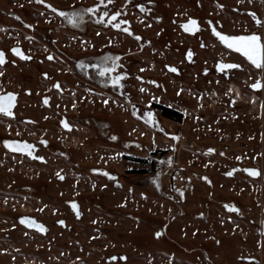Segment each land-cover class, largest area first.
I'll use <instances>...</instances> for the list:
<instances>
[{
  "label": "rangeland",
  "instance_id": "rangeland-1",
  "mask_svg": "<svg viewBox=\"0 0 264 264\" xmlns=\"http://www.w3.org/2000/svg\"><path fill=\"white\" fill-rule=\"evenodd\" d=\"M208 21L264 42V0H0L51 99L41 162L0 149V264H264V68Z\"/></svg>",
  "mask_w": 264,
  "mask_h": 264
},
{
  "label": "flooded vegetation",
  "instance_id": "flooded-vegetation-1",
  "mask_svg": "<svg viewBox=\"0 0 264 264\" xmlns=\"http://www.w3.org/2000/svg\"><path fill=\"white\" fill-rule=\"evenodd\" d=\"M183 28L185 27L183 26ZM208 28L210 34L225 49L230 50L233 53L239 54L242 58L247 60V58L243 56L242 53L237 52L234 48H228L224 43H222V41H220L219 37L214 34L213 29H215L217 32L220 31L212 21H208ZM13 48H19L23 53V56H18L13 53ZM0 50H3L5 53V61L4 63L0 64V95H6L7 93L15 94L14 104L12 107L14 115L8 117L4 114H0V120L5 122L6 124V127L2 132V136H0V149L1 151H4L12 157L18 159L41 162L43 159H38L37 157H43L42 151L46 150L48 147L51 146L50 141L45 139L44 130L42 128L43 109L51 105L50 96L44 95L43 88L41 86L43 85V80L46 77V74L41 72L40 74L38 73L36 75L31 76L34 77L31 78V80L40 79V86L35 91L34 87L28 86L27 80L29 74L28 72H25L26 69L23 68L24 66H27L28 63H31L34 57L29 55L28 52L21 45H14L8 48L0 47ZM39 60L40 62L42 61L41 59ZM38 82L39 81L36 80V83ZM56 90H60V88L56 87ZM34 95L37 97L36 100L30 101V98H32ZM45 100H47V103H45ZM178 113L181 114L180 112ZM182 121L174 122H176L177 124H181ZM65 123H67V121L62 123L59 118H57V125L59 127L62 125L64 128H66L64 126ZM33 126H36V129H31V131L29 128ZM5 141L20 142V144L26 143L28 145H31L32 147L30 149L16 151L13 147L6 146L4 143ZM59 146L60 145L58 144V147ZM29 151H31V155L28 154ZM107 178L109 179L110 176L107 175Z\"/></svg>",
  "mask_w": 264,
  "mask_h": 264
},
{
  "label": "snow or ice",
  "instance_id": "snow-or-ice-1",
  "mask_svg": "<svg viewBox=\"0 0 264 264\" xmlns=\"http://www.w3.org/2000/svg\"><path fill=\"white\" fill-rule=\"evenodd\" d=\"M43 2V0H41ZM111 2V0H109ZM101 3H103V0H101ZM51 7V5H49ZM141 10H144L143 8ZM53 11H57L56 9H53ZM85 11L87 12H93L92 8H88ZM61 16L68 17L70 21L75 24L77 22L76 18H82L80 17L79 13H68V12H59ZM104 15H108L107 13H104ZM119 13H116L111 17V20H115L116 16H118ZM253 15H255L253 13ZM103 19V17H101ZM126 23V22H125ZM259 23V21H257ZM115 27H119V24L114 25ZM186 31H193L195 28L198 27L197 21L194 19H190L188 21V24L184 25ZM124 31H128L127 28L124 29ZM214 34L219 37V39L226 44L228 48H234L237 52H240L247 58L248 61L251 62L254 66L257 68H264V42H262L261 37L255 33L251 35L246 36H229L225 35L221 32H217L215 29H213ZM139 39V37H137ZM12 52L15 53L18 56H23V53L19 48H13ZM189 58H191V52L188 53ZM28 58V57H24ZM49 59H52L51 56H49ZM118 59V57H117ZM5 61V53L3 50H0V64L4 63ZM218 69L220 71H224L225 69L229 68H239L240 65L238 64H225L220 63L217 65ZM171 71L175 72L177 71L176 68L172 67L170 69ZM105 71H109V69H105ZM101 75H104V72H101ZM120 77H114L112 80V83L114 85L119 84ZM262 85L259 81L254 83L252 85L253 88H260ZM55 87H59V84L55 85ZM122 87V85H121ZM15 94L14 93H7L6 95H0V114H4L8 117H11L14 115L12 111V107L14 104ZM45 103H47V100H45ZM64 126L67 128L69 125L67 123L64 124ZM112 139H116V137H112ZM6 146L13 147L16 151H22L25 149H30L32 146L28 144H20V142H14V141H5L4 142ZM209 152L213 151V149H209ZM29 155H31V151L28 152ZM38 159H43V157H37ZM245 171H248L252 175H257V170L255 169H246ZM232 173H228V175H231ZM62 178V177H61ZM73 209L77 208V205L75 202L72 203ZM79 214V213H78ZM25 220H21V223H24ZM60 223H63V221H60ZM29 226H32L31 223H29ZM40 230L43 231V226H39ZM157 236L160 235L159 232L156 233Z\"/></svg>",
  "mask_w": 264,
  "mask_h": 264
},
{
  "label": "trees",
  "instance_id": "trees-1",
  "mask_svg": "<svg viewBox=\"0 0 264 264\" xmlns=\"http://www.w3.org/2000/svg\"><path fill=\"white\" fill-rule=\"evenodd\" d=\"M156 109H158L161 113V115L169 120H174L177 122L182 121V115L176 112L175 110L165 107V106H160V105H155L154 106Z\"/></svg>",
  "mask_w": 264,
  "mask_h": 264
},
{
  "label": "water",
  "instance_id": "water-1",
  "mask_svg": "<svg viewBox=\"0 0 264 264\" xmlns=\"http://www.w3.org/2000/svg\"><path fill=\"white\" fill-rule=\"evenodd\" d=\"M221 41V40H220ZM223 43V42H222ZM225 44V43H224ZM226 45V44H225ZM252 175V174H251ZM258 175V174H257ZM257 175H252V176H257ZM39 226H41L40 224H37V226H36V228L39 230V231H41L40 230V227ZM44 229V228H43ZM44 231V230H43ZM43 231H41V232H43Z\"/></svg>",
  "mask_w": 264,
  "mask_h": 264
}]
</instances>
